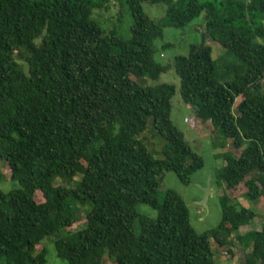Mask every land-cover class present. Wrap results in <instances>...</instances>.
<instances>
[{"label": "trees", "instance_id": "obj_1", "mask_svg": "<svg viewBox=\"0 0 264 264\" xmlns=\"http://www.w3.org/2000/svg\"><path fill=\"white\" fill-rule=\"evenodd\" d=\"M111 1L0 0V161L11 183L0 187V264H47L41 242L52 235L68 264L105 254L113 264H216L212 245L232 255L234 238L249 248L243 264H264V221L238 233L257 210L231 194L242 185L247 200L264 198V0H122L128 40L95 21ZM144 2L163 15L151 19ZM201 13L202 43L173 59L179 94L239 152H224L216 171L220 222L198 233L176 191L156 193L164 170L187 184L203 160L170 118L175 86L146 79L168 68L154 40ZM209 40L223 48L216 60ZM149 118L165 141L160 159L139 136Z\"/></svg>", "mask_w": 264, "mask_h": 264}, {"label": "rangeland", "instance_id": "obj_2", "mask_svg": "<svg viewBox=\"0 0 264 264\" xmlns=\"http://www.w3.org/2000/svg\"><path fill=\"white\" fill-rule=\"evenodd\" d=\"M142 7L151 19H157L162 16L165 9L164 5L149 4L147 2L142 3ZM98 13L95 12L96 17ZM95 21L105 33L115 34L123 40L130 38L132 17L126 3L122 0L111 1L108 8L102 9L100 17L95 19ZM262 23L264 25V20ZM203 32V13L194 18L184 28H164L163 36L154 40L153 49L155 60L163 65H168V68L160 74L156 81L146 79L147 83L151 84L166 82L175 86V94L171 98L170 118L177 129L183 133L184 139L188 142L191 149L199 154L203 160V166L191 175L190 182L187 184L182 183L174 172L164 170L160 176L156 193L157 198L161 200L166 190L171 189L176 191L188 208L190 225L198 233L209 231L220 222L221 209L218 196L226 190V187L224 182L216 176V171L225 164L223 158L224 152H239L232 147L231 140L226 139L219 130V132L217 130L213 131L208 120L199 121L194 108L185 103L179 94V77L174 71L173 59L177 55L187 56L191 44H201ZM255 42L264 44V36L256 37ZM208 43L212 49V58L216 60L222 54L223 48L215 41L209 40ZM262 90L264 91V80ZM151 127V119L149 118L145 131L139 136L145 138L144 145L153 157L160 159L163 157L162 148L165 141ZM245 146L246 143L244 142L241 149ZM78 179L79 176H76L73 181H77ZM57 182L59 183V181ZM0 187L3 190L11 188L8 169L5 163L3 164L1 161ZM204 188L209 189L205 206L200 203L205 196ZM243 192L244 187L240 185L233 189L231 194L237 197L241 205L256 209L257 216L250 224L239 228L238 233L240 234H244L252 229H260L264 221V198L250 201L243 197ZM35 198L37 201H42L40 194H37ZM89 208L90 206L87 204L86 209ZM136 209L139 213L151 218L156 216V210L147 204L139 203L136 205ZM80 214L83 215L81 212ZM134 230L136 233L138 232L136 223L134 224ZM54 236L45 237L41 242L47 251V264H68L67 261L56 255L53 245ZM212 247L216 264H243L245 255L249 251L248 247H244L235 238L233 244L229 246L232 255L225 252V250L219 251L214 245ZM102 264H113V258H109L105 254Z\"/></svg>", "mask_w": 264, "mask_h": 264}, {"label": "water", "instance_id": "obj_3", "mask_svg": "<svg viewBox=\"0 0 264 264\" xmlns=\"http://www.w3.org/2000/svg\"><path fill=\"white\" fill-rule=\"evenodd\" d=\"M204 192H205V196H204V199L200 202L201 205H206V200H207V195L209 193V189L208 188H204Z\"/></svg>", "mask_w": 264, "mask_h": 264}]
</instances>
